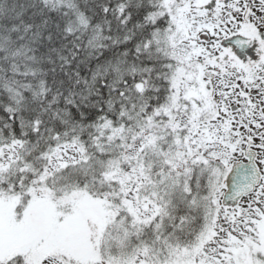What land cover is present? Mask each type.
Returning <instances> with one entry per match:
<instances>
[{
	"label": "snow or ice",
	"instance_id": "snow-or-ice-1",
	"mask_svg": "<svg viewBox=\"0 0 264 264\" xmlns=\"http://www.w3.org/2000/svg\"><path fill=\"white\" fill-rule=\"evenodd\" d=\"M0 264H264V0H0Z\"/></svg>",
	"mask_w": 264,
	"mask_h": 264
}]
</instances>
